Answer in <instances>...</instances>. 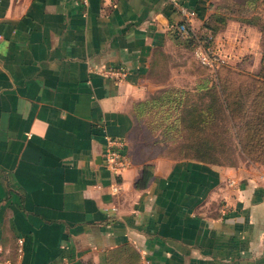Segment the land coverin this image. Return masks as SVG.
<instances>
[{
    "label": "crops",
    "instance_id": "obj_1",
    "mask_svg": "<svg viewBox=\"0 0 264 264\" xmlns=\"http://www.w3.org/2000/svg\"><path fill=\"white\" fill-rule=\"evenodd\" d=\"M216 1L0 0L2 259L264 264L263 170L174 159L134 136L135 104L182 43L170 30L178 5L195 10L199 33ZM258 31L227 19L214 47L230 62ZM116 67L119 81L98 73ZM104 132L126 142L117 177L102 164Z\"/></svg>",
    "mask_w": 264,
    "mask_h": 264
},
{
    "label": "trees",
    "instance_id": "obj_2",
    "mask_svg": "<svg viewBox=\"0 0 264 264\" xmlns=\"http://www.w3.org/2000/svg\"><path fill=\"white\" fill-rule=\"evenodd\" d=\"M230 1L232 6L215 5L214 12L203 23L199 33L192 31L188 38L181 39L175 29H170L173 37L190 49H193L198 38H204L213 45L215 35L227 19H235L264 31V0ZM262 50L258 73L238 72L233 68L223 67L214 74L213 81L206 79L196 87L203 92L202 97L208 99L206 103L176 110L177 119L184 122L189 145L193 146V159L210 163L218 161L216 153L224 146L218 137L222 129L226 130L221 119L233 120L241 150L253 152L259 148L260 152H264V38ZM210 81L211 84L208 85ZM158 97L137 102L135 111H142L146 104L157 102ZM236 118L239 123H235ZM261 161L264 162V159Z\"/></svg>",
    "mask_w": 264,
    "mask_h": 264
},
{
    "label": "rangeland",
    "instance_id": "obj_3",
    "mask_svg": "<svg viewBox=\"0 0 264 264\" xmlns=\"http://www.w3.org/2000/svg\"><path fill=\"white\" fill-rule=\"evenodd\" d=\"M214 4H224L226 7L233 5L230 0H217ZM256 28L261 33L260 39L259 35L254 34V32L242 34V37L244 36V39H247L245 42H243V39V46H247L249 49L241 51L230 62L225 60L224 63L213 71L200 66L193 57L192 49L178 42V49L173 50V54L171 55V63L169 64L168 61L163 59L160 66V74L158 75L159 79L151 82L157 86L156 90L146 95L142 101L145 102L153 96H159V100L153 104H146L142 107V111H134V136L136 138L147 139L148 141L149 139H157L159 144L155 145L156 153L160 152L174 159L193 158L191 154L193 146L189 145V137L184 131V122L177 119L176 110L178 108L183 109L189 105L194 106V104L202 106L203 103H206L208 99L203 98V92L199 91L196 87L206 79L213 81L214 74L223 67H230L238 72L253 74L260 71L264 31L260 30L259 27ZM216 36L217 34L215 35V39ZM215 45L214 40L213 46ZM255 53H258L260 57L258 66L254 63ZM207 84H211V81ZM160 92L163 93L160 94ZM235 123H239L237 118ZM221 124L224 125L226 130L222 129L218 138L224 146L218 149L216 153L218 161H215V163L232 167L241 166L246 169L259 168L264 171V162L261 161L264 159V152H260L261 149L259 148L253 152L241 150L238 143L239 138L236 135L235 127H233V120L227 119L224 121V119H221ZM262 176H264V173Z\"/></svg>",
    "mask_w": 264,
    "mask_h": 264
},
{
    "label": "built area",
    "instance_id": "obj_4",
    "mask_svg": "<svg viewBox=\"0 0 264 264\" xmlns=\"http://www.w3.org/2000/svg\"><path fill=\"white\" fill-rule=\"evenodd\" d=\"M86 2V0H83ZM178 10L182 16V20L173 24L170 29H175L177 34L181 39H186L190 36L192 32L190 26V20L195 16V10L189 9L183 4L178 5ZM192 54L194 59L198 62L200 66L208 68L213 71L225 62L224 55H222L219 50H217L213 45H210L208 41L204 38H198L195 40ZM99 75L103 78L119 81L126 77L127 72L122 67L116 68H101L98 70ZM104 144L102 151V164L104 168L113 175L114 177L120 176L124 170L129 166V160L126 155V142L120 137L111 136L104 132L103 135ZM230 185L234 184V181L229 182ZM111 192L116 194L119 190V184L117 181H113L110 185ZM262 202L264 204V194L262 197ZM116 209V208H113ZM1 248H0V264H19L18 262H11L7 259L1 258ZM17 257H21L22 253V240L17 241ZM138 264H150V259L145 253H141L140 260Z\"/></svg>",
    "mask_w": 264,
    "mask_h": 264
}]
</instances>
